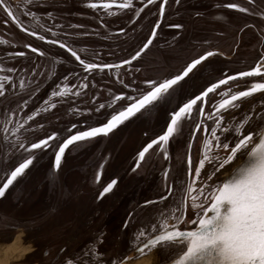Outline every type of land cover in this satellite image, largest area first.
<instances>
[{
  "label": "flooded vegetation",
  "instance_id": "af4514ba",
  "mask_svg": "<svg viewBox=\"0 0 264 264\" xmlns=\"http://www.w3.org/2000/svg\"><path fill=\"white\" fill-rule=\"evenodd\" d=\"M53 5L58 16L64 9L69 16L86 9L91 24L60 29L58 24L36 23L32 26L37 34L0 36L9 48L10 70L22 73L30 68L19 63L38 60L34 69L44 75L4 97L9 98L8 104L20 97L27 101L39 97L41 102L61 90L57 101L68 95L72 100L82 89L84 117L101 122L95 128L139 99L154 96L111 132L86 139L101 140L88 148L83 189L53 200V208L38 196L22 195L20 216L0 212V240L22 230L28 242L44 249L45 258L60 264L68 260L63 259L64 253L77 239L86 246L101 241V251L111 245L119 250L130 239L136 220L149 209L156 230L163 228L154 235L194 230L233 163L246 156L264 130V0H102ZM61 39L84 44L87 55L82 58L75 46ZM28 46L36 49L35 54L24 50ZM51 61L57 68L50 75L42 72ZM189 67L183 79L163 88ZM238 74L245 75L232 79ZM78 80L80 88L75 85ZM0 87L5 85L0 82ZM37 238L45 239V244ZM22 241L17 245L22 247ZM154 247L159 249L161 264L179 257L187 244L166 241Z\"/></svg>",
  "mask_w": 264,
  "mask_h": 264
},
{
  "label": "rangeland",
  "instance_id": "374dc122",
  "mask_svg": "<svg viewBox=\"0 0 264 264\" xmlns=\"http://www.w3.org/2000/svg\"><path fill=\"white\" fill-rule=\"evenodd\" d=\"M4 6L0 4V15L6 24L4 31L7 34L22 33L16 29L11 21V17L7 13H13L19 19V22L27 28L37 31L31 25L41 23L43 25H60V29L65 28L76 29L79 27L91 24L84 11H78V14L69 16L68 11L63 10L62 16L57 15L54 3H84L87 1L101 2L102 0H3ZM4 7L5 9H3ZM87 8V7H86ZM23 13L22 19L19 18V13ZM49 14H46V13ZM93 14L99 15V12L93 11ZM58 16V17H57ZM25 19V20H24ZM97 23V22H95ZM98 24V23H97ZM93 27L98 29L97 25ZM79 32V31H78ZM84 33V32H82ZM5 39V38H3ZM66 45H73L79 52V55L84 58L87 53L84 50V44L72 43L69 40L61 39ZM7 45V44H6ZM2 42L0 38V82L5 85L6 93L0 96V187L8 178L12 170L22 169L16 182L6 191L0 199V212L6 215L20 216L23 210L21 202L22 195L38 196L39 201L47 200L51 208H53V200L58 197L76 193L79 188H84L86 179V172L88 176L87 166L89 164V157L87 155L88 148L98 146L100 138L95 141L82 140L69 146L60 161L58 167L55 165V157L60 145L72 135L86 131L101 122L97 120H90L84 117L86 112V100L84 90L80 89L72 100L71 96L64 97V100L57 101L56 94L63 91L50 93L39 102V97H29V100H19L8 104L7 96L24 90L22 86L26 83L38 81L41 78V71L37 72L34 67L38 66L39 61L19 63V67H29L22 73L10 68V55L6 53L8 47ZM60 54V57H64ZM42 72L50 75L53 68H57V63L53 61L45 63ZM48 75V76H49ZM144 75H140L142 79ZM149 78L151 75L146 74ZM81 82L78 80L75 85L80 88ZM29 87V86H28ZM34 88V87H31ZM40 92V89H32ZM30 89V91H32ZM5 97V98H4ZM56 97V98H55ZM3 98V99H2ZM35 98V100H34ZM5 99V100H4ZM43 99V98H42ZM21 100V101H20ZM234 137V135H233ZM238 137V136H236ZM52 138L48 145L35 148L36 144L44 139ZM235 139V138H234ZM233 141V139H232ZM234 162L232 168L236 165ZM14 168V169H13ZM79 194H84L82 191ZM151 208V207H150ZM67 209V208H66ZM154 214L156 212L154 211ZM150 212V209L137 219L134 225L133 232L127 243H123L119 248L109 246L106 250L101 248V241L98 244L86 246V244L79 245L80 239L72 241V245L67 248L63 259H68L60 264H122L124 261L132 263L139 256L147 255V253H140L137 256H131L136 248L145 241L148 237L158 232L155 225L157 224L155 217ZM4 222V220H2ZM1 222V221H0ZM161 226H164L161 225ZM48 231L49 229L46 228ZM163 230V228H160ZM159 230V231H160ZM46 233H53L52 231ZM18 234V235H16ZM45 235V232L44 234ZM47 235V234H46ZM12 236V237H11ZM6 235L4 240L0 243H8L9 246L18 249L16 259L12 264H57L52 263L51 258L43 256V248H37V245L27 241V235L20 230L12 235ZM31 236V235H30ZM36 236V235H35ZM8 237H11L8 239ZM37 237V236H36ZM23 240V246L17 245ZM38 239V238H37ZM41 245H44L45 239H38ZM14 244V245H10ZM20 244V243H19ZM36 245V246H35ZM40 245V247H42ZM18 246V247H17ZM78 247V249L76 248ZM86 247V248H85ZM35 248H37L35 250ZM76 248V249H75ZM84 248V249H83ZM20 249V250H19ZM156 253L157 259L155 264H159L160 253L158 247L151 248L149 252ZM54 251L52 254H56ZM52 257V256H51ZM177 258V257H176ZM171 258L166 259L164 263L168 264ZM175 259V258H174Z\"/></svg>",
  "mask_w": 264,
  "mask_h": 264
},
{
  "label": "water",
  "instance_id": "95a60500",
  "mask_svg": "<svg viewBox=\"0 0 264 264\" xmlns=\"http://www.w3.org/2000/svg\"><path fill=\"white\" fill-rule=\"evenodd\" d=\"M0 4L5 5L3 0H0ZM2 8L5 9L4 7ZM7 13L16 29L22 35L25 33L37 34V31L35 32L22 25L16 15L8 11ZM22 16L24 14L20 12L18 17L22 19ZM5 24V20L0 15V36L12 35L4 31ZM31 27L33 26L31 25ZM19 34L13 35L21 36ZM17 50L21 49L17 48ZM24 50L32 53L36 52V49L32 46H28ZM18 54L22 56L21 52ZM191 67L180 78L167 84H162L163 88L183 79L191 70ZM244 75H234L232 79ZM221 83L216 84L214 87ZM214 87L209 88L205 94ZM1 89L2 87H0ZM2 90H4L3 96L6 90L5 88ZM153 96L139 99L102 126L76 133L66 139L57 151L55 157L56 167L59 166L62 156L69 146L79 141L111 132L139 109L147 105L153 99ZM185 107L187 108L188 106ZM182 111H184V108L177 113L178 116ZM165 136L153 141L148 147L153 146ZM51 139H44L36 144L35 148L46 145ZM21 170H12L0 187V198L16 182ZM166 241L184 242L187 244L186 250L168 264H264V130L260 133L246 156L236 163L224 177L222 184L216 191L211 203L203 212L194 230L161 232L149 238L132 254L137 256L145 250Z\"/></svg>",
  "mask_w": 264,
  "mask_h": 264
},
{
  "label": "bare ground",
  "instance_id": "6f19581e",
  "mask_svg": "<svg viewBox=\"0 0 264 264\" xmlns=\"http://www.w3.org/2000/svg\"><path fill=\"white\" fill-rule=\"evenodd\" d=\"M20 250V249H19ZM154 250V249H153ZM147 255L139 256L132 263L124 261L122 264H155L157 254L153 252H146ZM18 249L9 246L6 243H0V264H12L17 258ZM131 256H134L133 254Z\"/></svg>",
  "mask_w": 264,
  "mask_h": 264
}]
</instances>
